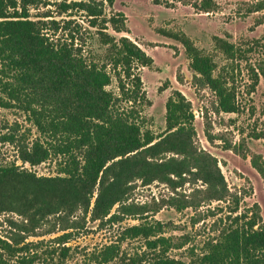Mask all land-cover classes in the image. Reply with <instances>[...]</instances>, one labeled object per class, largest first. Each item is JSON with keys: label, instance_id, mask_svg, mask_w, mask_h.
<instances>
[{"label": "trees", "instance_id": "16d2710c", "mask_svg": "<svg viewBox=\"0 0 264 264\" xmlns=\"http://www.w3.org/2000/svg\"><path fill=\"white\" fill-rule=\"evenodd\" d=\"M112 6L115 0H103ZM213 0H201L200 9L210 12ZM37 0H0V108H19L39 137L16 144L17 160L36 166L51 157L60 159L57 173L39 177L20 169L16 163H0V213L19 212V203L46 204L43 215L69 217L78 211L93 222L117 223L113 207L123 202L125 187L133 174L143 177L150 170L155 179L182 178L193 173L211 199L236 207L228 211V223L216 238L204 242L199 252L189 249L187 261L168 255L182 249L188 240L171 244L162 236L163 224L143 223L122 230L116 243L88 254L93 264H264V224L257 204L238 211L239 199L227 198V188L215 157L193 147L195 130L191 104L180 91H173L165 104V130L155 137L142 132L135 106L145 100L138 67H150L152 59L128 37L118 40L100 32V42L109 46L106 63H87L72 45L54 43L39 23L32 21L29 7ZM92 19L101 16L97 7L78 4ZM110 23L116 33H126V18L116 13ZM95 25V21H91ZM103 24V25H104ZM105 28H102L104 31ZM190 60L189 68L214 94L218 110L237 113L234 88L226 77L214 75L213 58L198 49L184 34L175 36ZM215 46L228 59L238 57L233 44L215 38ZM258 43V42H257ZM111 66L112 73L106 70ZM110 71V72H111ZM261 75L264 77V70ZM257 80V75H254ZM114 94L106 88L112 79ZM121 104L126 106L124 109ZM16 136L5 135L3 142L16 143ZM258 138H264V134ZM171 154L159 158L156 155ZM176 156V157H175ZM251 167L264 186V160L250 156ZM139 171V172H138ZM95 191H97L95 193ZM96 194V195H95ZM94 198L92 208L91 201ZM209 198V199H210ZM121 213H129L123 205ZM123 211V212H122ZM29 218V217H28ZM32 219V218H31ZM34 219V218H33ZM72 229L66 227L63 231ZM71 232L54 238L59 249L49 252L62 263L70 248ZM141 239L144 249L133 256L120 253V242ZM0 240V263L6 258L15 264H33L26 246ZM61 245V246H60ZM196 251V252H195ZM123 255V256H122Z\"/></svg>", "mask_w": 264, "mask_h": 264}, {"label": "rangeland", "instance_id": "374dc122", "mask_svg": "<svg viewBox=\"0 0 264 264\" xmlns=\"http://www.w3.org/2000/svg\"><path fill=\"white\" fill-rule=\"evenodd\" d=\"M80 3L97 7L101 16L92 19L76 6ZM200 5L201 0H115L112 6L103 0H37L29 7V15L51 41L72 45L87 63H106L109 46L100 42V32L115 40L125 36L134 42L152 59L150 67L135 70L145 93V100L135 106L141 131H150L155 137L164 132L165 104L173 91H180L190 102L194 116L193 147L217 159L227 198L239 199L238 211L257 204L264 224V186L250 164L254 154L264 160V138H258L264 134V0H213L210 12L201 10ZM116 13L125 16L126 33H116L110 23H103ZM182 34L213 58L215 76L221 74L228 79L235 91L237 113L219 111L212 91L190 70V60L175 39ZM215 38L233 44L238 57L228 59L215 46ZM110 68L107 65L106 70L112 73ZM111 79L106 89L116 94V82ZM8 134L16 136V143L2 141ZM38 137L21 109L0 108V163H16L39 177L55 176L60 161L57 157L36 166L17 160L16 144H30ZM170 155H156L154 161ZM155 176L151 170L140 178L132 175L123 202L111 211L120 216V222H93L90 215L80 211L61 219L53 214L43 215L47 212L44 203L32 207L19 203V212L0 213V240L26 246L27 254L35 256L33 264H93L88 254L116 243L123 229L147 218L149 223L163 224L162 236L171 244L188 240L182 249L168 252L172 258L187 261L191 247L199 252L204 242L216 238L219 230L229 224L228 211L236 206L231 200L228 203L211 199L193 173L182 178L170 176L164 181ZM121 205L129 213H121ZM66 227L72 229L63 231ZM70 232L71 240L65 244L70 248L69 256L62 263L56 255L51 260V249H59L54 238ZM143 242H120V253H140L145 250ZM4 258L5 263L0 264H15V259Z\"/></svg>", "mask_w": 264, "mask_h": 264}]
</instances>
